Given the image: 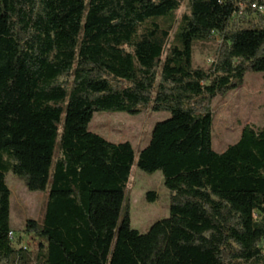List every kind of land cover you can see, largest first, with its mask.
<instances>
[{"label":"trees","instance_id":"obj_1","mask_svg":"<svg viewBox=\"0 0 264 264\" xmlns=\"http://www.w3.org/2000/svg\"><path fill=\"white\" fill-rule=\"evenodd\" d=\"M184 1L0 0V264H264V128L216 153L212 109L264 74V15L251 8L264 0H188L178 20ZM215 35L216 61L195 67L194 43ZM148 107L170 117L137 167L162 173L171 204L141 234L124 205L133 147L89 126ZM9 173L49 189L42 223L26 225L34 254L10 236Z\"/></svg>","mask_w":264,"mask_h":264},{"label":"rangeland","instance_id":"obj_2","mask_svg":"<svg viewBox=\"0 0 264 264\" xmlns=\"http://www.w3.org/2000/svg\"><path fill=\"white\" fill-rule=\"evenodd\" d=\"M188 11V0H185L176 14L177 19ZM259 18L258 14L250 15L247 23H243L244 27L257 24ZM236 23L240 25V21ZM234 24L235 22L231 23L230 28ZM174 35L175 33L173 37ZM221 42L218 35L205 42H195L194 66L209 71L218 57ZM212 109L213 149L216 153H222L238 142L245 126L264 128V74H248L242 87L231 91L225 97H217L212 103ZM169 117V113L153 112L150 107L137 116L110 111L99 112L95 113L89 126L90 132L111 143L129 142L133 147L135 164L124 205H129L131 227L141 234L147 233L155 223L170 216L171 193L164 185L162 173L148 174L137 167L138 155L148 145L154 126ZM6 181L11 190V227L15 233V241L17 246H26L34 254L40 241L36 235L27 232L26 225L28 221L42 223L49 189L45 192H30L24 182L12 173L7 175ZM149 192L157 194L155 202L148 201Z\"/></svg>","mask_w":264,"mask_h":264},{"label":"built area","instance_id":"obj_3","mask_svg":"<svg viewBox=\"0 0 264 264\" xmlns=\"http://www.w3.org/2000/svg\"><path fill=\"white\" fill-rule=\"evenodd\" d=\"M246 8V6H244V5H241L240 6V12H239V15H242L243 14V10ZM251 8H252V10H254V11H256V12H258V13H260V14H262V15H264V4H259V3H257V2H255V3H252L251 4ZM10 236H11V238H15V234L12 232L11 234H10ZM17 244V243H16ZM23 245H19V247H22ZM18 247V246H17Z\"/></svg>","mask_w":264,"mask_h":264},{"label":"crops","instance_id":"obj_4","mask_svg":"<svg viewBox=\"0 0 264 264\" xmlns=\"http://www.w3.org/2000/svg\"><path fill=\"white\" fill-rule=\"evenodd\" d=\"M243 131V130H242ZM242 133V132H241ZM240 137H241V135H240ZM240 139V138H239Z\"/></svg>","mask_w":264,"mask_h":264}]
</instances>
